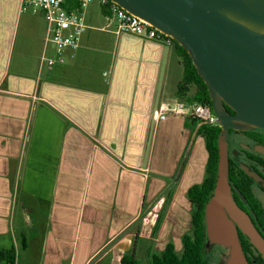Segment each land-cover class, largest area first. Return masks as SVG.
I'll return each mask as SVG.
<instances>
[{
    "label": "crops",
    "instance_id": "0c3cea01",
    "mask_svg": "<svg viewBox=\"0 0 264 264\" xmlns=\"http://www.w3.org/2000/svg\"><path fill=\"white\" fill-rule=\"evenodd\" d=\"M85 15L80 46L49 65L43 14L0 0V264H122L136 241L151 248L149 209L168 201L192 227L187 192L209 155L197 135L173 182L196 128L173 111L191 102L174 45L118 33L99 4ZM168 223L154 250L182 248L189 229L167 237Z\"/></svg>",
    "mask_w": 264,
    "mask_h": 264
},
{
    "label": "water",
    "instance_id": "95a60500",
    "mask_svg": "<svg viewBox=\"0 0 264 264\" xmlns=\"http://www.w3.org/2000/svg\"><path fill=\"white\" fill-rule=\"evenodd\" d=\"M114 1L182 45L208 86L222 128L216 185L205 208L209 241L231 249L226 264H249L239 240L240 229L264 258V237L235 202L229 183V130L264 129V0ZM201 124L211 123L200 121L196 126L174 183ZM256 150L264 154V146ZM243 169L261 179L248 167Z\"/></svg>",
    "mask_w": 264,
    "mask_h": 264
},
{
    "label": "trees",
    "instance_id": "16d2710c",
    "mask_svg": "<svg viewBox=\"0 0 264 264\" xmlns=\"http://www.w3.org/2000/svg\"><path fill=\"white\" fill-rule=\"evenodd\" d=\"M172 44L183 65V78L178 86V94L181 98L188 101L200 102L212 107L208 86L198 73L188 51L175 39L172 40ZM191 87H195V92L189 95ZM228 109L232 113L234 112L231 108L228 107ZM187 117L191 120L188 123L193 126H197L200 122L193 116ZM261 130L264 131V129L261 128L249 127L244 130V132L252 137L256 141V144L264 145L262 137L258 134V131ZM235 131V129L229 130V138ZM221 132L222 128L220 125L201 124L199 126L198 135L204 137L209 156L203 182L193 185L187 192V196L192 202V227L183 234L182 248L180 250H177L174 241L170 240L163 250L148 251L149 264H213L208 248L209 244L214 243L210 242L207 236L205 208L206 204L213 196L216 185L219 161L218 146ZM229 183L235 202L250 215L256 228L264 235V206L252 190L254 180L244 171L237 161L232 159L231 156ZM146 212L147 209L144 207L139 221L145 216ZM162 220L163 218H158L154 229V235L158 233L162 225ZM238 235L246 258L248 257L249 259L253 257L255 259H260L264 264L262 255L240 229H238ZM121 262L122 264H141V261L136 258V255L130 252L124 254Z\"/></svg>",
    "mask_w": 264,
    "mask_h": 264
},
{
    "label": "built area",
    "instance_id": "2783aa9c",
    "mask_svg": "<svg viewBox=\"0 0 264 264\" xmlns=\"http://www.w3.org/2000/svg\"><path fill=\"white\" fill-rule=\"evenodd\" d=\"M92 4H99L110 13L115 20L118 33H130L144 39L172 43L173 38L170 35L114 0H23L24 9L40 11L46 20L47 40L55 52L54 56L44 57L49 65L62 60L66 50L80 46L83 35L89 28L85 11ZM173 111L219 125L217 115L208 104L180 100ZM165 117V114L155 113V118Z\"/></svg>",
    "mask_w": 264,
    "mask_h": 264
},
{
    "label": "rangeland",
    "instance_id": "374dc122",
    "mask_svg": "<svg viewBox=\"0 0 264 264\" xmlns=\"http://www.w3.org/2000/svg\"><path fill=\"white\" fill-rule=\"evenodd\" d=\"M235 140H234L235 142L231 143L232 148L234 150L242 152L243 149L241 146H243L242 142H244L245 139L241 135L240 137H237V138L235 137ZM259 198L262 200L263 206H264V197L259 194ZM168 202H167L166 206L164 205L160 209L159 208H151L149 210H152L153 212H154V210H156L157 212L156 213L154 212V213L158 214V218H160V217L163 218V222L165 219L169 220L167 230H166V236L167 237H169V236H176L177 237L179 231H184V230L186 231L188 229H191V227L189 226L188 223L185 224L183 221H181V219L178 220L176 217V213H174L173 216L171 218H169L171 208H169ZM187 213L190 214L191 210H187ZM156 235L152 234V236H151L152 240L150 239V241H151L150 247L151 248L148 251H150V250L151 251L152 250L157 251V250H154ZM145 244L146 243L138 242V241H136V243H135V253L134 254H136V258H138L141 261V264H149L148 252L146 251V248H144ZM180 249L181 248H179L178 250H180ZM208 249H209L208 251L210 252V255L212 257L213 264H226L228 262L229 258L231 257V249L229 247H224V246H221L218 244H209Z\"/></svg>",
    "mask_w": 264,
    "mask_h": 264
},
{
    "label": "flooded vegetation",
    "instance_id": "af4514ba",
    "mask_svg": "<svg viewBox=\"0 0 264 264\" xmlns=\"http://www.w3.org/2000/svg\"><path fill=\"white\" fill-rule=\"evenodd\" d=\"M258 134L262 137V142L264 143V131L262 130L258 131ZM241 135L245 139V141L242 142L243 146H241L243 151L239 152L232 148L231 143L236 141L235 137L237 138L240 137ZM256 146H264V145L256 144V141L249 135L245 134L244 130H236L229 138V154L232 157V159L234 161H237L242 168L243 166H246L249 168V170L255 172L261 177L260 180H256L254 177L250 176L244 170L254 180V183L252 184V190L254 194L257 196V198L263 204L262 200L259 198V194L264 197V154L258 152L256 150ZM261 234L264 237L263 233ZM257 251L259 252L258 249ZM254 252L257 254L255 250ZM247 260L249 264H263L260 259H255L253 257H250L249 259L247 257Z\"/></svg>",
    "mask_w": 264,
    "mask_h": 264
}]
</instances>
